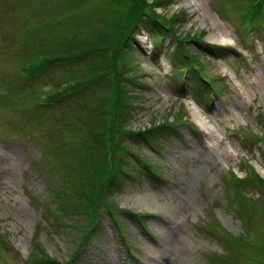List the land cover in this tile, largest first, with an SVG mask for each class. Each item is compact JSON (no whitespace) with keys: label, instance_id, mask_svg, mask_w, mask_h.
I'll return each instance as SVG.
<instances>
[{"label":"rangeland","instance_id":"1","mask_svg":"<svg viewBox=\"0 0 264 264\" xmlns=\"http://www.w3.org/2000/svg\"><path fill=\"white\" fill-rule=\"evenodd\" d=\"M158 1L173 26L160 42L148 25L124 39L128 0H0V264H264V5L247 25L253 0ZM40 54L83 57L27 77ZM187 63L211 98L180 88ZM114 70L130 108L113 161L129 174L97 215L65 190L86 156L110 152L101 129L119 91L102 80L44 97Z\"/></svg>","mask_w":264,"mask_h":264},{"label":"trees","instance_id":"2","mask_svg":"<svg viewBox=\"0 0 264 264\" xmlns=\"http://www.w3.org/2000/svg\"><path fill=\"white\" fill-rule=\"evenodd\" d=\"M128 1H129V9H128L129 12L124 17L125 23L127 22V25L125 26V30L127 31L128 34L126 37H124V39L127 37L128 38L131 37L132 39H134L133 36H135V33L140 31V29L142 27H145L146 25L150 26L151 28L157 29L159 31L158 35L161 37L159 39V42L168 36V34L173 29L172 28L173 26L171 24L172 21L165 18L161 19L154 10L155 6L163 5L160 1L158 0L154 2H149L148 0H128ZM263 2L264 0H253L249 3L248 10L245 12L246 14L245 23H247V25L252 24L255 19H261L260 12L262 11V5H264ZM205 48H207L209 51L213 53H216V51L220 50L218 47L210 46V45L205 46ZM183 55L184 53L182 54V56ZM82 57L83 54L63 55V56L61 55V56H50V57H46L45 55L40 54L36 57V59L30 61V63L21 66V71L23 72L24 75L28 77L31 76L32 74H35L39 70L45 69L48 66H52L57 63H63L73 59H79ZM189 57H190L189 55H185L186 59ZM183 60L186 61L184 57ZM177 74L180 75V78L182 79V82H180V88H183L184 83L187 82L189 85L195 86L197 90L199 89L202 94L203 93L207 94L206 95L207 97L211 98L215 94V90L213 89L212 85L207 81V79L200 72L197 66L191 65V63L184 64L180 67V69L177 70ZM118 75L119 73L116 70H114L113 73L107 71L102 74H99L96 77L78 83L76 85H71L66 88L63 87L64 90L63 88L57 89L54 92L55 94L52 95L47 94L44 97L47 103L44 106L52 105L55 101H57V99L60 97L61 94L66 93L68 90L71 91L82 86L83 84H89L92 82L105 80V82L108 84V88H110L111 91H113V89H114L113 92L117 90L119 91L120 86L118 87V84L120 85V83L124 80V77L119 78ZM110 76L112 78H110ZM128 101H129V96L127 95L126 91H119L118 96H115V98L111 99L107 107L105 119L103 118L105 122L104 123L105 128L101 129L103 130V133L104 130L112 131L114 133V139L110 141V146H111L110 152H108L107 155V148L105 146V149L101 155L96 153L89 157L86 156V158L82 160L83 166L85 167L84 170L85 178L84 180H82L83 181L82 185L80 186V188L75 190L74 193H68L65 190V199L67 196H72L75 200V203L82 202L85 208L86 207L87 208L89 207V209L91 208L92 211L97 213V215L101 213V210L99 211V204L102 201L101 199L105 195V191L107 190V188H109L110 185L112 184L114 185L115 182L118 180L119 178L118 173L126 174V176L127 174H129L127 173V171H125V169L123 168L121 169V167L119 168L118 166L116 167V164L113 161L114 148L118 146V141L116 140V136L122 135L123 133L125 134L127 132L122 126V121L127 117V111L130 108ZM118 121H119V128H117ZM116 131H117V135L115 134ZM120 132L123 133L119 134ZM141 134L144 133L140 131L137 132L138 136ZM128 153L133 154L130 151H128ZM106 155L108 157H106ZM247 177L251 178L250 175H247ZM254 177L255 180L252 181L261 183L259 180H257L255 175ZM229 179L231 182L234 181L235 184H237V182H242L243 180L240 178H235L232 175L229 176ZM262 184H264V181L262 182ZM108 208H109L108 211H111L113 214V210H111L110 207ZM91 217L93 220L92 223H94L96 218L93 216ZM93 227H95V224L93 225ZM215 234L220 238V235L217 232H215ZM224 240H225V244H227V240L226 239ZM124 246H127L129 249L131 248L128 241L124 242ZM255 257H256L254 258L255 262L261 261V263H264L263 258L261 257L257 258V256ZM32 258L35 264H44L43 262L51 263V261L44 260L43 258L38 256H33ZM217 258H218V262H220L221 264L229 263L227 262V260L226 261L224 260L225 257L223 259V256L219 255L217 256ZM258 259L259 261H256ZM52 264H60V263L53 261Z\"/></svg>","mask_w":264,"mask_h":264},{"label":"bare ground","instance_id":"3","mask_svg":"<svg viewBox=\"0 0 264 264\" xmlns=\"http://www.w3.org/2000/svg\"><path fill=\"white\" fill-rule=\"evenodd\" d=\"M212 39H214L215 41L217 40V39H215V38H212ZM217 41H218V40H217ZM195 116H196V115H195ZM195 119H196V121H198L199 123H201V121H202V119H201L199 116H196Z\"/></svg>","mask_w":264,"mask_h":264}]
</instances>
